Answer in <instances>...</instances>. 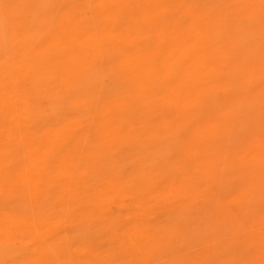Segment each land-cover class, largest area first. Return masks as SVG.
I'll return each mask as SVG.
<instances>
[{"label": "bare ground", "instance_id": "6f19581e", "mask_svg": "<svg viewBox=\"0 0 264 264\" xmlns=\"http://www.w3.org/2000/svg\"><path fill=\"white\" fill-rule=\"evenodd\" d=\"M0 264H264V0H0Z\"/></svg>", "mask_w": 264, "mask_h": 264}]
</instances>
